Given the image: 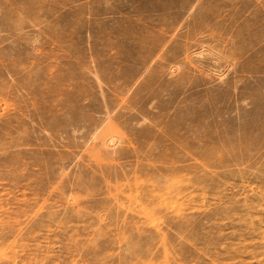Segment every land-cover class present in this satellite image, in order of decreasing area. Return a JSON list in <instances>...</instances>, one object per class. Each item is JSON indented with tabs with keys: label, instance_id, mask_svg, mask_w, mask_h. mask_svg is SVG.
<instances>
[{
	"label": "rangeland",
	"instance_id": "1",
	"mask_svg": "<svg viewBox=\"0 0 264 264\" xmlns=\"http://www.w3.org/2000/svg\"><path fill=\"white\" fill-rule=\"evenodd\" d=\"M4 12L0 264H264V0Z\"/></svg>",
	"mask_w": 264,
	"mask_h": 264
},
{
	"label": "bare ground",
	"instance_id": "2",
	"mask_svg": "<svg viewBox=\"0 0 264 264\" xmlns=\"http://www.w3.org/2000/svg\"><path fill=\"white\" fill-rule=\"evenodd\" d=\"M7 2H8V0H0V9L2 8V6L3 5H7ZM27 7H29V6H27ZM27 7H23V9L22 10H26V9H28ZM30 8V7H29ZM30 10V9H29ZM3 11V10H2ZM9 12V11H8ZM8 18H9V15H6V13L4 12V14L2 15V16H0V26H4L6 23H7V20H8ZM196 33V32H195ZM216 38V37H215ZM226 52V51H225ZM175 53V52H174ZM226 54V53H225ZM226 56V55H225ZM225 82V81H224ZM223 83V82H222ZM225 93V92H224ZM108 99V98H107ZM107 102V101H106ZM108 109V108H107ZM131 116V115H130ZM129 117V116H128ZM130 118V117H129ZM197 120V119H196ZM108 122H107V125H106V128H108V130H110V132L111 133H113V131H116V130H112L111 128V126L113 125V121H112V117H109L108 116V120H107ZM118 122V121H117ZM116 123V122H115ZM119 123V122H118ZM105 127V126H104ZM137 128V127H136ZM148 128V127H147ZM134 130H136V129H134ZM147 130V129H146ZM118 131H120V130H118ZM139 131H144V129L143 130H139ZM138 130H137V133L138 134H140V135H145V134H148L150 131H145V132H139ZM109 132V131H108ZM96 133V132H95ZM111 133H110V140H109V143L107 142V140L106 141H104V142H102L103 144H104V146L102 147V149H101V154L102 153H106V154H108V156L109 155H113L114 154V152H116V149H115V147H113V145H114V139H117L118 140V138H116V136L114 135V134H112L111 135ZM122 135H124V134H122ZM128 136V135H127ZM120 137V136H119ZM123 139V138H122ZM126 140V139H125ZM105 146H107V147H105ZM109 146H112V150L111 151H109L108 149H109ZM133 146V145H132ZM118 148V147H117ZM100 153V152H99ZM123 153H124V151H123ZM123 156V155H122ZM128 156V155H127ZM99 159V158H98ZM116 167V166H115Z\"/></svg>",
	"mask_w": 264,
	"mask_h": 264
}]
</instances>
